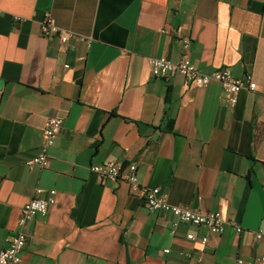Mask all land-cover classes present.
I'll list each match as a JSON object with an SVG mask.
<instances>
[{
    "label": "crops",
    "instance_id": "0c3cea01",
    "mask_svg": "<svg viewBox=\"0 0 264 264\" xmlns=\"http://www.w3.org/2000/svg\"><path fill=\"white\" fill-rule=\"evenodd\" d=\"M47 15L73 36L44 37ZM185 37L200 71L251 73L256 91L232 103L217 82L155 78L149 59L179 61ZM0 81V248L35 190L55 191L18 264H264V0H0ZM52 117L49 165L30 170ZM111 161L230 224L217 235L150 212L90 170Z\"/></svg>",
    "mask_w": 264,
    "mask_h": 264
},
{
    "label": "built area",
    "instance_id": "2783aa9c",
    "mask_svg": "<svg viewBox=\"0 0 264 264\" xmlns=\"http://www.w3.org/2000/svg\"><path fill=\"white\" fill-rule=\"evenodd\" d=\"M41 29L44 37L62 36L64 34L73 36V33H64L57 26L55 19L51 15H47L43 19ZM190 46V38L185 37L180 41L182 56L179 61H171L165 57L150 58L149 65L152 75L155 78H160L168 82L172 76L179 74L187 83L194 84L198 87H206L212 82H217L231 96L232 103H235L236 94L240 90L256 91L257 85L251 73L243 77H235L229 68L217 69L209 73L200 71L190 58ZM62 127L63 119L60 117H52L46 121L43 129L46 144L40 153L26 161V166L30 170L36 167L41 169L48 167L49 155L47 149L53 144ZM90 170L102 182L111 181L115 185L125 183L132 191L139 192L143 196L145 206L150 212L171 214L178 221L202 226L209 233L217 235L222 234L227 225L230 224L219 211L206 213L186 206L172 204L158 187L149 188L141 185L138 179V167L135 163L123 167L111 161L94 164L90 167ZM42 192V189H36L34 196L22 208L16 232L8 239L7 247L0 248V264H18L21 262L22 254L28 245V225L37 216H45L49 208L55 203V191H50L47 197H42ZM236 231L240 232L241 228L236 227ZM172 233H175V231L173 230ZM188 239L196 240L197 238L190 234L188 235ZM200 241L206 244L208 242V236L204 235L200 237ZM166 252L168 253L169 250H166ZM261 260L264 263V256ZM236 264L254 263L253 261L238 258Z\"/></svg>",
    "mask_w": 264,
    "mask_h": 264
},
{
    "label": "water",
    "instance_id": "95a60500",
    "mask_svg": "<svg viewBox=\"0 0 264 264\" xmlns=\"http://www.w3.org/2000/svg\"><path fill=\"white\" fill-rule=\"evenodd\" d=\"M2 85L1 81H0V86Z\"/></svg>",
    "mask_w": 264,
    "mask_h": 264
}]
</instances>
